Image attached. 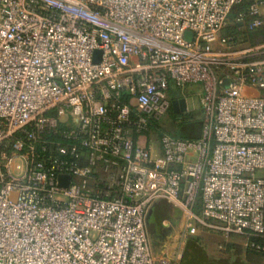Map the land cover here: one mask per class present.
Wrapping results in <instances>:
<instances>
[{"label": "built area", "instance_id": "obj_1", "mask_svg": "<svg viewBox=\"0 0 264 264\" xmlns=\"http://www.w3.org/2000/svg\"><path fill=\"white\" fill-rule=\"evenodd\" d=\"M261 28L264 0H0V264H169L159 198L264 254ZM191 84L202 134L175 137Z\"/></svg>", "mask_w": 264, "mask_h": 264}, {"label": "rangeland", "instance_id": "obj_2", "mask_svg": "<svg viewBox=\"0 0 264 264\" xmlns=\"http://www.w3.org/2000/svg\"><path fill=\"white\" fill-rule=\"evenodd\" d=\"M95 59H100V56L97 55ZM190 94L202 97V85L195 84ZM202 120V108L192 112L186 119L180 115L173 114L170 110L167 117L161 121V127L175 137L196 138L202 134ZM148 218L153 219L150 225L147 223L151 249L159 261L164 259L169 264H180L188 240L197 238H200V243L206 249L211 260L217 263L226 261L228 255L224 253L223 244L227 243L225 241L229 238L228 236L202 228L195 235L189 234L185 215L179 216L177 210L172 207L162 215H159L158 221H154V212L151 214L148 212L147 222ZM167 225L169 227H164ZM253 256L254 260L250 264H264V257Z\"/></svg>", "mask_w": 264, "mask_h": 264}, {"label": "trees", "instance_id": "obj_3", "mask_svg": "<svg viewBox=\"0 0 264 264\" xmlns=\"http://www.w3.org/2000/svg\"><path fill=\"white\" fill-rule=\"evenodd\" d=\"M244 8L245 5L236 6L230 15L231 20H233L237 13ZM234 32H236V26L231 25L226 29L225 34H230ZM244 38L246 41H249L253 44L264 42V28L257 29L255 31H249L244 35ZM232 237L243 240V236L241 235H232ZM223 246L224 253L225 255L227 254L228 257L226 261H223L222 263H217L211 260L207 251L201 245L200 238L190 239L187 242L185 252L183 254L180 264H250V262L254 260L253 255L264 257V254L248 250L243 247L242 244L239 245V243L227 242ZM244 249L247 251L246 259H244L243 256Z\"/></svg>", "mask_w": 264, "mask_h": 264}, {"label": "water", "instance_id": "obj_4", "mask_svg": "<svg viewBox=\"0 0 264 264\" xmlns=\"http://www.w3.org/2000/svg\"><path fill=\"white\" fill-rule=\"evenodd\" d=\"M186 37L189 39V40H192L193 39V34L191 33V32H187L186 33ZM229 83H230V80L229 79H226L225 81H224V83H223V85L225 86V87H227L228 85H229ZM184 100L183 99H181V100H174L173 102H172V104H173V108H174V110H175V112H181V111H184L185 110V107L183 106L182 107V110L181 109H179V103H181V104H183L184 105ZM199 107H201V105H199ZM198 107V108H199ZM199 137V136H198ZM197 138V137H196ZM60 179H61V184L62 185H68V183H69V180H70V176H68V175H62L61 177H60ZM174 208V209H176L177 210V212H178V214H179V216H182L184 213H183V211L178 207V206H176L175 204H173L172 202H170L168 199H166V198H159V199H157L154 203H153V205L151 206V208H150V210H149V214H151L152 212H154V221H158L157 219H158V217H159V215H162L163 213H165L169 208ZM152 221H153V219H151V218H148V224L150 225L151 223H152ZM164 227H169L168 225L167 226H164ZM148 228V227H147Z\"/></svg>", "mask_w": 264, "mask_h": 264}, {"label": "crops", "instance_id": "obj_5", "mask_svg": "<svg viewBox=\"0 0 264 264\" xmlns=\"http://www.w3.org/2000/svg\"><path fill=\"white\" fill-rule=\"evenodd\" d=\"M194 87H195V84H191V85L185 86L183 89H177V90H172L171 91L172 102L174 100H181V99H183L185 101L184 105L181 104V103H179V105H178L179 109H181V110H182L183 106L185 107V110L181 111V112H175V110L173 108V104H172L171 112L173 114L183 116V115H185L187 113L191 114L192 112H194L195 110L198 109L199 105H201L200 104L201 97L192 96V94H190L191 90ZM199 108H201V107H199ZM225 242H235V243H239V244H242V245L244 244L242 239H236V238H232V237L231 238L229 237ZM243 256H244V259L247 258V251L245 249H244V252H243Z\"/></svg>", "mask_w": 264, "mask_h": 264}, {"label": "flooded vegetation", "instance_id": "obj_6", "mask_svg": "<svg viewBox=\"0 0 264 264\" xmlns=\"http://www.w3.org/2000/svg\"><path fill=\"white\" fill-rule=\"evenodd\" d=\"M190 115H191L190 113H187V114L183 115L182 118H185V119H186V118H188Z\"/></svg>", "mask_w": 264, "mask_h": 264}]
</instances>
